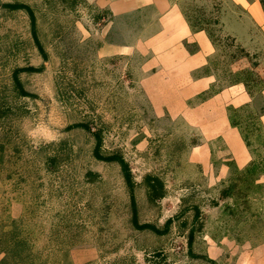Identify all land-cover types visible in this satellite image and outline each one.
Returning a JSON list of instances; mask_svg holds the SVG:
<instances>
[{
    "label": "rangeland",
    "instance_id": "rangeland-1",
    "mask_svg": "<svg viewBox=\"0 0 264 264\" xmlns=\"http://www.w3.org/2000/svg\"><path fill=\"white\" fill-rule=\"evenodd\" d=\"M118 1L0 0V95L15 111L0 122V246L25 239L24 249L50 264L60 262L64 248L80 246L89 264H264V132L257 120L264 108V43L242 46L247 36L235 29L229 0H178L190 22L208 28L218 43L209 62L218 76L212 90L244 80L255 95L252 104L228 106L255 140V168H230L220 179L212 171L228 148L202 144L186 96L176 94L179 103L163 93L168 85L156 60L164 41L154 40L158 8L114 6ZM6 2L32 7L44 51L29 12L3 7ZM172 39L177 50L174 33ZM28 65L45 68L21 72L33 96L17 95L13 71ZM80 122L90 129L68 128ZM98 128L102 151L122 154L138 182L140 222L162 227L172 217L168 233L134 227L122 165L94 155ZM207 148L210 172L202 167ZM234 150L246 159L243 145ZM88 171L98 178L88 180ZM148 173L165 182L166 194L156 202L147 197ZM194 204L201 210L195 225Z\"/></svg>",
    "mask_w": 264,
    "mask_h": 264
},
{
    "label": "crops",
    "instance_id": "crops-1",
    "mask_svg": "<svg viewBox=\"0 0 264 264\" xmlns=\"http://www.w3.org/2000/svg\"><path fill=\"white\" fill-rule=\"evenodd\" d=\"M229 1L234 8L230 14L235 18L237 25L235 29L244 31L247 36L243 39L242 46L250 50L263 46L260 44L264 43V7L261 0ZM150 4L155 5L161 15L160 32L154 35V40L164 41L162 46L166 48L161 50V60H156V64H161L158 76H165V85H168L166 86L168 92L166 90L163 93L173 94L175 98L176 94L186 96L189 103L186 101L185 107L189 116L194 117L196 114L195 121L201 129L202 144L218 142L219 150L228 148V157L218 154V159L222 161L218 163L216 170L212 171L213 174H217L221 179L230 168H233L234 172L236 168L246 169L245 167L255 161L260 154L257 150L252 151L251 147L255 140L248 139L243 133V120L237 118L228 106L232 104L236 109L248 103L252 104L255 95L250 93L244 80H237L220 89L212 90L217 85L218 76L211 69L209 62L218 50V43L208 28L196 27L190 22L178 0H120L115 2L114 6L139 8ZM168 33L176 35L177 50L171 47L174 39L168 43ZM169 48L171 50L166 51ZM259 97L264 103V86L259 90ZM176 99L175 102L181 103L179 97ZM233 120L236 123H233ZM257 120L264 132V110L259 112ZM236 145L239 147L243 145L246 149V159L243 160L235 152ZM209 149H204L201 153L202 167L206 172H210ZM81 247H77V251L74 248H64L57 264H89L90 257H86L83 253L84 248ZM14 250V247L1 249L0 264H50L47 258L39 260L33 258L34 253L30 252L29 256L32 258L30 261L20 260L18 256L14 257Z\"/></svg>",
    "mask_w": 264,
    "mask_h": 264
},
{
    "label": "trees",
    "instance_id": "trees-1",
    "mask_svg": "<svg viewBox=\"0 0 264 264\" xmlns=\"http://www.w3.org/2000/svg\"><path fill=\"white\" fill-rule=\"evenodd\" d=\"M77 0H71L70 5H74L76 4ZM263 7H264V0H261ZM3 7H7L9 9L12 10H16V9H25L29 12L30 16H31V22H32V27H33V35L35 38V42L37 43L39 49L41 51L43 50V46L39 40L38 34H37V30H36V25H37V17L36 14L34 12V10L32 9V7L29 4H26L24 2H6L2 4ZM45 68L44 65L41 66H34V65H28V66H23V67H17L14 69L13 71V89L14 92L17 95H22V96H33V94L31 92H29L28 90H26V88L24 87V84L19 76V74L21 72H39L42 71ZM264 110V108H263ZM262 110V111H263ZM11 113H15L14 108L11 104L7 103L6 101L3 100V98L0 95V122L3 119H6L7 117L10 116ZM233 123H236L233 120ZM74 126H81L84 127L86 129H90V126L88 124V122H80L77 124H72L69 125L68 128L71 129ZM94 136L96 138V143L94 146V155L96 158L103 160V161H116L119 162L122 165L123 168V174L125 177V181L129 187L130 190V206H131V222L134 225L135 228L137 229H149L154 231L157 234H166L169 232L171 224L174 220V218L170 217L168 218L164 225L162 227L157 226L156 224L152 223V222H140V218H139V208H138V203H137V199H136V186L138 185V183L136 182V180L134 179V175L132 174V171L129 167L128 162L125 160L124 156L120 153H105L102 151V145H103V130L101 128L96 129L94 132ZM246 137V136H245ZM1 157V154H0ZM1 159V158H0ZM57 157L53 156L52 160L57 161ZM255 162L252 163V165L248 166L246 168V171H253L255 168ZM87 178L90 181H94L98 178L97 173L92 172V171H88L87 172ZM147 190V197L151 202H156L157 200L163 198L166 194V187H165V182L163 181V179L155 174H146L144 180H143ZM229 193V190L226 189L223 192V195H227ZM193 210H194V215H193V221L195 222L194 225L196 223H198L199 219H200V215H201V210L200 207L197 204H194L192 206ZM184 223L186 224L187 222L184 221ZM192 226V228L189 231V236H188V241L189 244L192 245V242L194 240V235H195V227L196 226ZM201 226V224H199V227ZM1 241V239H0ZM26 240L25 239H21V240H17L15 242H7L4 246H0V250L3 248H7V247H14V257L18 256L20 260L23 259L27 260L26 262L30 261L31 255L28 251H25V246H26ZM157 255H161L160 252H156ZM161 260V259H160ZM155 264H158L159 261L154 260Z\"/></svg>",
    "mask_w": 264,
    "mask_h": 264
}]
</instances>
